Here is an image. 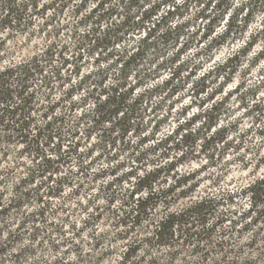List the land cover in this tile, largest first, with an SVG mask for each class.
Instances as JSON below:
<instances>
[{"label": "clouds", "instance_id": "1", "mask_svg": "<svg viewBox=\"0 0 264 264\" xmlns=\"http://www.w3.org/2000/svg\"><path fill=\"white\" fill-rule=\"evenodd\" d=\"M0 264H264V0H0Z\"/></svg>", "mask_w": 264, "mask_h": 264}]
</instances>
